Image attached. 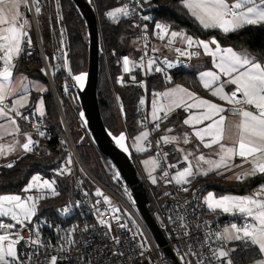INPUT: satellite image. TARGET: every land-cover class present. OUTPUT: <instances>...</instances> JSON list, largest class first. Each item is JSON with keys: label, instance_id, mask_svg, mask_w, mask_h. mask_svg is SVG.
I'll return each instance as SVG.
<instances>
[{"label": "snow or ice", "instance_id": "1", "mask_svg": "<svg viewBox=\"0 0 264 264\" xmlns=\"http://www.w3.org/2000/svg\"><path fill=\"white\" fill-rule=\"evenodd\" d=\"M32 3L35 5V12L39 14L41 12L39 0H32ZM181 3L188 13L205 29H219L227 34L235 32L246 25L264 24V0H233L231 3L229 0H181ZM21 4L27 6L29 0H0V61L3 62V70L0 71V118L6 120V124H0V140H4L6 137L13 138L12 143L0 144V156L14 152L17 146L22 148L24 152H31L33 145L37 143V141L32 139L31 134L27 133H25L26 139L24 143H20L19 140L15 139L16 135L20 132L16 118L28 120V117L20 111L27 103L25 93L28 92V85L22 84L19 88L11 85L13 68L15 67L13 60L20 55L22 45L25 42L29 45L31 44V39L26 30L28 21L23 19L19 11ZM129 14L128 6L125 5L109 11L107 16L115 20L118 16L126 17ZM143 19L148 20L149 17L144 16ZM144 27L146 28L147 26L145 25ZM155 27L159 29L161 39L169 35L167 25L156 24ZM170 35L172 40L169 41V44L176 38H179L189 48L195 45L202 47L206 53L213 54L210 51L209 43L203 40L197 41L191 36L175 31L170 32ZM210 43L217 45V51H219L218 42L215 38H212ZM176 51L180 52L181 55L185 54L179 48ZM192 54L196 53H189V55ZM143 59L141 57V61ZM130 64L136 66L135 62L130 61L129 57H123L125 72L131 70ZM154 64V59L148 60V71H152ZM139 66L143 67V64ZM168 67H172V65L169 64ZM216 67L229 79L218 87H213L217 81H220L221 77L217 73L209 71L202 72L200 80L204 88L211 89L213 97L226 102L227 105L231 106L230 109H226L221 104L213 103L210 100L197 98L194 93L179 85L162 94H158L166 98L167 103H153L152 120L154 122L166 119L170 112L181 106L186 109H202L198 113L189 115L183 123L195 126L204 124L205 121H210V123L204 124V127L197 128L194 135L203 143L205 148H212L214 145L219 146V152L215 154L218 156V159L206 158L201 154L196 157L197 166L195 170L192 162L189 161L186 155L184 160L188 162V166L172 177V180L178 185L189 184V178L194 175L207 176L210 172L223 175V172L219 171L221 169L226 171H232L233 168L239 169L240 171L233 173V177L237 181L255 177L258 174L264 175V63L254 61L247 55L236 54L231 49H227L225 50V55L220 57V62ZM155 71L161 72L163 69L156 67ZM85 78L86 74L73 77L81 85ZM132 79L135 80V77H132ZM225 84L233 85L234 88L230 92H226ZM10 96L15 97L11 108L4 103ZM188 100H192L193 102L188 103ZM143 102L141 100V103ZM226 110L231 111L237 117L236 122H228L227 117L224 115ZM39 114L40 116L45 114L43 101H40ZM81 116H83V113H81ZM155 127L158 129L160 125L157 123ZM37 130L39 131V129ZM168 131L171 132L172 130L168 129ZM39 135L44 136V132L39 131ZM148 136L149 132L144 131L136 139L137 141L147 140ZM206 137L209 138L207 142H205ZM226 138L231 140V146L223 143ZM114 139L118 145L127 151L124 144L126 137L123 133L119 137H114ZM161 139L165 144H168L177 142L179 138L176 136H163ZM183 143H189L187 135H185ZM144 150L143 147L137 146V151ZM237 157L241 161L239 164L235 163ZM200 162H203L207 167H200ZM69 163H71V160H69ZM145 163L148 162L146 161ZM152 163L154 165L152 171H154L156 167H159V163L155 160ZM7 167L11 168L13 164L9 163ZM171 167H175V165H171ZM66 171L68 169H60L58 170V174ZM149 175L152 183L155 184L157 182L156 178L151 176V173ZM163 175L168 176V172H164ZM54 185V180H41V177L33 176L32 181L24 191L28 192L33 188L46 189L52 196H58L59 192ZM95 195L102 196L103 193L97 190ZM44 198L45 195L43 194L39 196L29 195L26 199H23L20 195H0V217H10L15 222L13 224L0 221V229L5 230L3 234H0V264H29V262L33 261L34 257L35 259H39L40 250L45 247V243L40 238L38 229L32 230L35 239L31 236L28 238L32 251L26 253L23 257L17 245L25 238L19 232L13 234L11 229L15 228L16 225H20L21 228L27 227V224L31 223L32 218L37 214L38 202ZM104 202L106 204L110 203L109 198L104 197ZM98 203L99 201H97ZM204 203L212 211L220 210L233 216L239 214L244 218L245 222L240 224L231 223L223 228L222 231L215 232L213 234L215 239L225 242L224 246L210 247V257L198 260L197 264H204L205 260H216L222 262V264H234L231 259V253L235 252L236 249L227 248V244L233 241L242 242L246 247L251 246L260 255V259L255 264H264V185L261 186L259 192L251 196H224L216 198L212 193H208L204 197ZM64 211L67 212L68 209L65 208ZM114 211H118V209H114ZM114 218L119 219V217ZM249 220L252 221L251 224L247 223ZM100 223L107 225L109 229L111 228V225L107 224V221L101 220ZM120 226L125 227V225ZM84 230H87V226ZM75 231L76 227L70 229L68 236L70 237ZM185 235H188V233H185ZM65 239L68 245L74 243L72 239ZM207 239L208 237L206 236L205 240L207 241ZM48 246L50 247L51 245L49 244ZM60 250H65L63 244L60 245ZM189 252L193 256L197 255L191 249H189ZM58 259L56 255L45 253V260L42 264H58Z\"/></svg>", "mask_w": 264, "mask_h": 264}, {"label": "built area", "instance_id": "2", "mask_svg": "<svg viewBox=\"0 0 264 264\" xmlns=\"http://www.w3.org/2000/svg\"><path fill=\"white\" fill-rule=\"evenodd\" d=\"M125 5L128 6L130 14L124 17L129 20L130 27L134 31L132 39L134 52L122 54L119 57L116 64L119 72L115 77V83L120 87L132 85H142L143 87L144 102L140 125L145 131L149 132L145 146L152 153L154 160L159 163V167H156L157 179L159 184L165 188L164 194L166 195V201L162 206H158L156 203L149 183L141 173L142 181L155 205L153 215L174 257L179 264H197L198 260L210 257V247L224 246L225 242L215 239L213 235L215 232L222 231L223 228L231 223L240 224L245 221L243 217L237 219H219L216 215L210 213L203 200L205 190L202 188L192 194L190 193L192 185L191 177L189 178V184L178 185L172 180V177L177 172L182 171L183 168L188 166V162L184 160L181 151L174 143L165 144L163 142L161 139L163 135L159 133L160 127L158 129L155 127V124H161V120L155 122L152 120V108L154 102L159 103L160 95L158 94L160 92H149L148 81L152 75L166 76L171 73L190 71L194 61L199 58V50L195 45L189 48L179 38H176L169 44V41L172 40L170 32L175 30L157 20L163 11L164 4H147L141 0H124L122 7ZM39 7L42 11L46 5L43 2H39ZM21 14L24 20L28 19L31 21L39 41L36 22L37 13L35 12V5L32 3V0H29V4L24 6ZM144 16L149 17V19L144 20ZM156 24L167 25L169 35L161 39L159 29L155 27ZM145 25L147 26L146 28L144 27ZM175 32L186 34L184 31ZM25 44L26 42L23 46ZM177 48L184 51L185 54L181 55L180 52L176 51ZM189 53L196 54L189 55ZM125 56L129 57L130 61L135 62L136 65L130 64L131 70L129 72L124 71L123 57ZM41 57L43 69L50 83L59 115L62 117L61 124L63 130L59 131L32 115H25L28 117V120L19 117L16 119L30 130L33 140L37 141L33 145L32 150L36 154L38 153L41 139L55 135L61 140L67 152V159L60 166L56 167L54 171L58 174V170L68 169V171L60 175H71L74 203L66 201L58 208V213L63 216L69 215L76 209L79 212V219L72 245L61 251L60 247H56L54 244H50L51 246L49 247V244L44 242L45 247L40 250L39 259H35L34 257L33 261L29 262V264H42L45 260V253L58 256V264H164L161 263V248L153 239L149 229L137 211L128 186L122 180L117 170L111 165L112 168L109 171V184L111 186H108L89 172L77 154L74 141L63 118L61 109L60 100L69 99L67 87L62 83L60 94L58 95L52 82L53 74L64 69L62 49L56 46L52 65L46 62L42 51ZM141 57L144 58L143 61H141ZM149 59L155 60L152 71H148L147 69ZM140 64H143V67H140ZM169 64L172 67H168ZM156 67L162 68L163 71L156 72ZM132 77H135V80ZM230 108L231 106H226V109ZM226 112L229 115H233L231 111L226 110ZM79 123L82 124V121L80 120ZM37 129L43 131L44 136H40ZM130 149L131 154H133L134 151L131 146ZM132 158L136 164L134 154ZM69 160H71V163H69ZM171 165H175V167H171ZM78 166L83 169L85 177L94 186L91 191L83 186L77 173ZM164 172H168V176H164ZM97 190H100L103 195L96 196ZM104 197H108L110 203L106 204ZM97 201H99L98 204ZM65 208L68 209L67 212L64 211ZM114 209H118V211H114ZM114 217H119V219H115ZM101 220L107 221V224H110L111 228L109 229L107 225L101 224ZM0 221L15 223L10 217H0ZM247 223L251 224L252 221L249 220ZM120 225H125V227H121ZM86 226L87 230L85 231ZM33 229L29 224L25 228L16 225L15 228L11 229L13 234L19 232L25 238L17 245L22 257L32 251L28 238L31 236L35 239L32 233ZM4 231L0 229V234H3ZM185 233H188V235H185ZM206 236L208 237L207 241L205 240ZM189 249L196 252L197 255H191ZM204 264H222V262L205 260Z\"/></svg>", "mask_w": 264, "mask_h": 264}, {"label": "trees", "instance_id": "3", "mask_svg": "<svg viewBox=\"0 0 264 264\" xmlns=\"http://www.w3.org/2000/svg\"><path fill=\"white\" fill-rule=\"evenodd\" d=\"M39 2H43L46 5L45 9L39 14H36L41 47L39 46V41L33 27L30 26L27 32L31 39V44L29 45L26 42L22 47L18 63V72L29 79L48 83L43 69L41 51L46 62L52 65L55 48L58 46L62 49V45L56 24L53 0H39ZM92 2L98 15L103 45V56L100 59L97 89L101 116L106 128L114 136L119 137L123 133L129 139L132 133L141 129L140 117L143 105L141 103L144 94L143 87L142 85L119 87L115 84V77L119 72L116 65L119 57L122 54H131L134 52V46L132 44L134 31L130 27L129 20L124 16H118L115 20L107 16L109 11L122 7L124 0H92ZM142 2L147 4H164L163 11L157 20L167 24L171 29L184 31L197 41L215 38L221 46L231 48L236 52L246 53L254 61L264 63V24L246 25L235 32L225 34L216 29H202L190 17L187 10L183 7L181 0H149L148 2ZM229 2L231 3L233 0H229ZM60 3L68 36L71 71L74 76H77L83 74L86 70V28L70 0H60ZM198 50L199 57H201L199 47ZM193 66L188 72L181 71L166 76H150L148 81L149 92L162 93L169 85L180 84L196 94H205L196 78V72L193 71ZM52 82L58 95L60 94L62 83L67 87L69 99L60 100L61 109L80 160L95 178L111 186L109 184V171L112 168V164L89 144V140L83 143L86 137L79 142L81 136L84 135V127L83 123H79L80 107L73 90L70 88L65 67L58 73L53 74ZM118 98H120L123 104V117H121L119 112ZM43 100L46 116L39 119L61 131L62 126L59 110L52 92L48 91L43 96ZM179 114L181 115L180 112ZM177 117L178 114L170 118L162 119L159 133L167 136V128L170 126L176 127L180 123V118ZM25 128L28 129L27 127ZM124 142L125 144L127 143L126 140ZM147 152L152 154L149 151ZM66 159L67 152L61 140L57 136L51 135L40 140L37 154L33 151L25 152L16 158L2 161L3 165L0 166V195L23 194L24 188L33 176L55 181L54 187L59 192V195L52 196L50 193L44 194L45 198L38 202L37 214L29 225L34 229H38L40 238L45 243L54 244L56 247H60L63 244L64 248L69 246L65 238L74 241L75 232L70 237L68 236V232L73 227H76L79 219V212L76 209L69 215L63 216L58 213V208L66 201L72 204L74 203L71 175H60L54 171ZM11 162L14 163L13 167L6 168L5 165ZM77 173L83 186L91 191L94 186L90 180L78 168ZM262 185H264V175L256 176L240 183H227L217 180L212 174H208L204 177H194L190 193L192 194L202 188L207 191V189L215 187V189L222 191L229 190L239 194H252L255 189ZM150 190L158 206H162L166 201V195L164 194L165 188L163 187V191L159 193L157 190L152 189L151 186ZM32 193H36V191ZM150 200L153 210H155L154 202L151 198ZM217 218L233 219L218 216ZM258 255L259 253L253 248L238 247L235 252L231 253V259L234 264H244L256 259Z\"/></svg>", "mask_w": 264, "mask_h": 264}, {"label": "water", "instance_id": "4", "mask_svg": "<svg viewBox=\"0 0 264 264\" xmlns=\"http://www.w3.org/2000/svg\"><path fill=\"white\" fill-rule=\"evenodd\" d=\"M70 2L83 20L86 28L87 64L83 73L86 74V78L82 85L73 79L68 36L63 21L60 0H53L56 24L63 51L65 73L70 83V88L78 101L80 107L79 119L82 121L85 130V134L80 138L79 142L84 139L85 135L88 136L89 144L112 164L126 183L137 211L153 239L161 248V263L179 264L171 249L167 246V240L162 235L160 226L153 215V207L148 190L142 181L141 173L132 158L131 152L128 150L127 143L125 144L124 142L127 148V151H125L124 148L116 143L114 139L116 136L106 128L101 116L97 89L103 45L99 19L94 4L92 0H70ZM118 108L121 117H123L124 110L120 98H118ZM81 113H83V116H81ZM11 163L14 165L13 162ZM5 167L8 168L7 165Z\"/></svg>", "mask_w": 264, "mask_h": 264}, {"label": "crops", "instance_id": "5", "mask_svg": "<svg viewBox=\"0 0 264 264\" xmlns=\"http://www.w3.org/2000/svg\"><path fill=\"white\" fill-rule=\"evenodd\" d=\"M24 6L25 5H23V4L20 5L19 11L21 13H22V9L24 8ZM190 17L196 22L197 25H199L202 29H205L194 17H192L191 15H190ZM27 21H28V24L26 26V30L28 28H30V26H32L31 21H29L28 19H27ZM216 30L220 31L219 29H216ZM220 32H222V31H220ZM211 40L212 39L204 40V42L209 43L210 51L213 54L206 53L202 47H199L201 57L197 58L194 61L195 64L193 63V65H194L193 71L196 72V78H197L198 82L200 83V86H201L202 90L205 92V94H201V95L196 94L193 91L189 90L188 88H186L180 84H171L167 88H165L162 91V93L168 91L169 89L175 88L177 85H179L183 88L188 89L189 92L194 93L195 97H197V98L210 100L213 103L221 104L225 108H226V106H230V105H227L226 102L220 101L217 97H213L211 95V89L204 88L203 83L200 80V74L202 72H209V71L215 72V73H217V75H219L221 77L220 81H217L216 84L213 85V87H218L221 83H223L224 81L229 79V77L225 76L223 73L220 72V69L217 68L216 65L220 62V57L225 55V50L231 49V48L221 46L218 43L219 51H217V45L211 44L210 43ZM22 47H23V45H22ZM232 51L236 54L247 55L249 58H251V56H249L246 53L236 52L234 50H232ZM20 56H21V53L18 57H15L13 60V64L15 65V67L13 68V76H12V81H11V85L16 87V88L21 87L22 84L28 85V92L25 93V95L27 96V103H26V106L24 108L20 109V111L24 115H32V116H35L37 118H43L46 116V114H44L43 116H40V114H39L40 101H43V108H44V113H45V105H44L43 96L48 91H51L50 83L49 82L43 83L41 81L29 79L25 75L19 73L18 72V63H19ZM2 70H3V62L0 61V71H2ZM233 88H234L233 85L225 84V91L226 92H230ZM162 93H160V94H162ZM14 99H15L14 96H10L4 101V103L7 104L9 106V108H11L12 107V101ZM167 102H168L167 99L164 98L162 95H160L159 103H167ZM187 102L192 103L193 101L188 100ZM199 111H202V109H186L185 107L181 106L179 108H175V110L170 112L167 116V118H170L171 116L178 114L177 118H180V123L176 127H173V126L168 127L167 128V134H168L167 136L170 135V137L176 136L179 138L178 141L175 142V144L177 145L178 149L181 151L183 157H185L186 155L188 156L189 161H191L193 166H194V170H195V167L197 166L196 157L203 154L206 158L218 159V156H216L215 154L219 152V146L218 145H214L212 148H205L203 146V143L198 138H196L194 135V132L197 128L204 127V124L210 123V121H205L204 124H198L195 126L185 125L183 123V121L185 119H187L189 117V115H191L193 113H198ZM179 112L181 113V115L179 114ZM10 115H12V114L10 113ZM224 115L227 117L228 122L234 123L237 120V117H235L234 115H229V114H227V112H225ZM0 124H6V120L3 118H0ZM18 124L20 127V132L16 135L15 139L19 140L20 143H24L25 139H26L25 133L31 134L32 139H33V135L30 132V130L26 129L19 122H18ZM168 129H171L172 131L169 132ZM185 135H187V138L189 140L188 144L183 143V139H184ZM208 139L209 138L206 137L205 142H207ZM12 142H13L12 137H6L4 140H0V144H6V143H12ZM223 143H225L227 146H231V140L228 138H226L225 141H223ZM180 144L183 146V148H185L184 151L180 147ZM16 153H19L21 155L25 152L23 151L22 148L17 146V148L14 152H12L8 155H5V156H0V163L2 161H7L10 158H16L15 157ZM240 162H241L240 158L237 157L235 159V163L239 164ZM199 166L202 168L207 167V165H204L203 162H200ZM245 167H247V165H245ZM219 171L223 172V175L217 174L216 172H210L209 174L214 175V177L217 180H219V181L221 180L222 182H227V183H229V182L240 183V182H244L246 180H249L251 178H254V177H250V178L242 180V181H237L233 177V173L240 171L239 169L233 168L232 171H226L224 169H221ZM195 176L204 177V175H194L191 177V179L193 180ZM257 176H262V175L258 174ZM260 189H261V186L259 188L255 189L252 194H239V193H236L234 191H229V190L222 191V190L215 189V187H211V188L207 189V191H205V193L203 194V200H204V197L208 195V193H212L214 195V197H216V198H220V197H224V196L244 197V196H251V195L259 192ZM208 211L210 213L218 216V217L233 218V219H237V218L241 217L239 214L233 216L230 213H224L220 210L212 211V210L208 209ZM238 247L251 248V246L246 247L242 242H239V241H233V242L227 244V248L238 249ZM258 259H260V255H258V257L256 259H253L252 261L244 263V264H255V262Z\"/></svg>", "mask_w": 264, "mask_h": 264}, {"label": "rangeland", "instance_id": "6", "mask_svg": "<svg viewBox=\"0 0 264 264\" xmlns=\"http://www.w3.org/2000/svg\"><path fill=\"white\" fill-rule=\"evenodd\" d=\"M144 2H148L149 0H142ZM119 8V7H118ZM44 73H45V70H44ZM49 82V81H48ZM116 84V83H115ZM117 85V84H116ZM118 86V85H117ZM120 87V86H119ZM60 116V121L62 120V117L61 115ZM62 126V124H61ZM63 130V128H62ZM145 130L141 127V129H138L136 132L132 133L129 137V139L127 138V135H126V141H127V147H128V150L131 152V149H130V146L132 147V150L134 151L133 154H134V157H135V161H136V166L138 168V170L140 171V173H142V175H144L145 179L147 180V182L149 183V185L151 186L152 189H155L159 192H162L163 191V187L159 184L158 182V179H157V173H156V168L154 171H152L154 165L152 163V161L154 160V157L152 154H149L147 151V148L145 146V141L146 140H140V141H137L136 137H138L140 135L141 132H144ZM84 134H85V130H84ZM83 136V135H82ZM81 136V137H82ZM86 137V138H85ZM85 140H83V143H86L88 139V136L85 135ZM130 143V145H129ZM137 146H140V147H143L145 150L144 151H137ZM180 147L182 148V150L184 151L185 148H183V146L180 144ZM131 154V155H133ZM20 154L19 153H16L15 154V157H18ZM148 162V163H145V162ZM8 164V163H7ZM6 164V165H7ZM3 165V163L1 162L0 163V166ZM5 165V166H6ZM79 167V170L82 172V174L84 175V171L83 169ZM151 173V176H154L156 178V183L153 184L152 183V180L150 178V174ZM85 176V175H84ZM41 180H45V179H41ZM32 181V179L30 180V182ZM29 182V183H30ZM28 183V184H29ZM27 187V186H26ZM25 187V188H26ZM24 188V189H25ZM33 191H36V193H32ZM49 192L46 190V189H36V188H33L31 191H28V192H25L23 191V194H20V196L23 198V199H26L29 195H32V196H39V195H44V194H48ZM4 195H16V194H4ZM34 218V217H33ZM32 218V220H33ZM164 264H167V263H164Z\"/></svg>", "mask_w": 264, "mask_h": 264}, {"label": "bare ground", "instance_id": "7", "mask_svg": "<svg viewBox=\"0 0 264 264\" xmlns=\"http://www.w3.org/2000/svg\"><path fill=\"white\" fill-rule=\"evenodd\" d=\"M117 64V63H116Z\"/></svg>", "mask_w": 264, "mask_h": 264}]
</instances>
